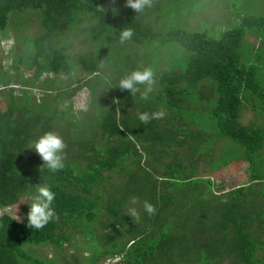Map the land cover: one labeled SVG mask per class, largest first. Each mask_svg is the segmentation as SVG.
<instances>
[{"label":"trees","instance_id":"16d2710c","mask_svg":"<svg viewBox=\"0 0 264 264\" xmlns=\"http://www.w3.org/2000/svg\"><path fill=\"white\" fill-rule=\"evenodd\" d=\"M118 5L0 0L5 37L12 11L38 12L41 29L38 34L19 31L18 43L9 51L11 65L5 69L0 63V95L7 100L3 107L0 99V264H58L65 244L76 246L81 232L89 236L88 264L109 258L118 264H264V56L251 57L243 47L247 29L264 39V16H244L215 38L181 27L158 30L131 8L119 11ZM16 22L22 30L29 26ZM125 29L133 35L124 42H177L189 51L180 73L152 69L156 83L150 100L137 101L141 111L166 115L147 125L129 107L136 100L115 103L129 93L120 91V80L143 68L120 71L110 58L111 69H100V56L70 50L69 39L81 32L84 38L94 37L92 45L97 40L113 44L121 42ZM85 73L87 78H79ZM101 73L109 81L94 84ZM63 75L68 81L60 79ZM84 87L92 93L88 109L97 113L95 118H80L71 107H61ZM137 87L144 91L146 86ZM34 89L43 95L37 97ZM212 91L215 96L209 98ZM200 103L207 105L204 110L194 107ZM250 108L256 119L244 123L243 112ZM66 127L68 134H63ZM49 131L67 144L65 167L56 173L41 171L43 162L30 149ZM220 142L219 150L215 145ZM241 160L248 163L249 181L216 190L207 172ZM40 183L55 192L56 215L34 230L26 227L29 206L21 222L4 209L32 198ZM133 195L151 202L156 214L141 209L135 222L125 215V203ZM46 244L60 253L41 257L33 249ZM70 257L79 260L70 253L65 262Z\"/></svg>","mask_w":264,"mask_h":264},{"label":"rangeland","instance_id":"374dc122","mask_svg":"<svg viewBox=\"0 0 264 264\" xmlns=\"http://www.w3.org/2000/svg\"><path fill=\"white\" fill-rule=\"evenodd\" d=\"M125 2L126 0H115V4H113L112 0H100V5L102 7L114 8L119 4V11L126 12L124 6ZM34 13L38 12H30L29 10H25L23 12L12 11L10 19L12 21L10 23L8 32L6 33V37L4 31L0 32V63L4 65L5 69H8L12 63V57L9 55V51L12 46L18 43V32H29L32 34L41 33V29L38 24V15ZM136 15L143 22L149 24L150 26H155L154 28L161 31H165L173 26L185 28L190 31H206L211 37L219 38L226 29L233 27L236 21L240 22L244 16H264V0H151V6H145L143 11L136 12ZM16 21H21L24 23L26 22L29 24V26L22 30L17 27ZM251 31V29H247L246 39L243 46L244 52L251 57L255 55L256 57L257 55L263 57L264 39L258 33ZM84 37L85 32H81V35L71 37L69 39L70 50L75 53L79 51H86L92 55L96 54L97 56H100V69H111V67L107 64L108 59L111 58L114 59L119 65L118 69H120V71L139 66L143 69L150 67L151 69H159L161 71L167 72L170 70H175L180 73V71L185 69L187 57L189 55V51L177 42L161 43L156 40H146L144 44L136 45L133 41L105 44L102 40H97L98 43H94V45H92L90 44V40L94 37L92 35H90L88 38ZM92 46H94L93 49ZM99 47H104L105 49H101L102 51L98 52L100 49ZM91 49L93 52H89L92 51ZM20 71L23 70L21 69ZM32 72L33 70L29 71V73ZM26 74L28 75V72H26ZM85 74L87 76L83 74V76L80 75L79 78L81 77L83 79L84 76L87 78L89 74ZM78 75V73L76 76L74 74L75 77ZM100 75H102V73ZM68 77L69 76L67 75H63L60 77V79L65 82V80L68 81ZM104 77V75L101 77H94L92 81L94 84L98 85L103 79L108 78ZM71 85H77V82L76 84ZM140 90L141 92L143 91L142 89ZM33 91L37 97H41L43 95L40 90L34 89ZM137 94L132 95L129 92L126 94L127 98L117 99L115 103L119 105L121 101L128 103L130 101L136 100L134 103H132L133 105L129 104V107H135L138 111H141L140 107L142 105L139 104L141 98L140 94ZM214 96L215 95L212 91V93L209 94V98H213ZM0 99L1 105L6 107V96L0 95ZM137 100H139V102ZM91 101L92 93L88 87H84L74 96L68 97L66 100L68 103H62L61 107H71L73 110H76V114L80 118H85L87 116H93L95 118L97 113L94 112L93 109H88L91 108ZM143 103L145 104V101H143ZM204 104L205 103L195 104L194 107L204 110L207 106ZM88 110L89 113L92 110L93 111L90 114H86L85 112ZM96 111L98 110L96 109ZM255 119V110L252 108L243 112L242 120L244 123H249ZM88 123H90V121H88ZM73 128L74 127H72V129ZM83 129L85 128L83 127ZM63 132H68L67 127L62 130V133ZM222 142L224 143V141ZM222 142L216 144L215 148L220 150L223 144ZM228 153L229 151L226 150L224 155ZM213 159L214 157L212 160ZM198 168L200 172L204 170L202 165H199ZM247 168L248 163L244 160L234 161L233 163L222 169H219L218 171L211 173L207 172V174L210 175L211 179L216 185V190L219 192H224L226 190L243 185L249 181ZM261 193L264 196V189L261 190ZM30 201L31 197L25 196L20 202L11 206H7L4 211L11 214L14 218L17 216L23 220V210L25 207L29 206L28 202ZM75 239L77 241L76 246H69L68 244H65L63 254L60 253V251L54 249L49 244L33 246V249L38 250V255L41 257L51 258L60 253L59 258H56L55 260L58 264H88V257L91 255V251L85 245L89 239V236L81 232L75 237ZM78 244H82V246L77 247ZM70 253H76L79 257V260H73V257H70V263L65 262L64 255H69ZM117 260V258H109L106 260L102 259L98 264H118Z\"/></svg>","mask_w":264,"mask_h":264},{"label":"clouds","instance_id":"9594fccd","mask_svg":"<svg viewBox=\"0 0 264 264\" xmlns=\"http://www.w3.org/2000/svg\"><path fill=\"white\" fill-rule=\"evenodd\" d=\"M115 4V0H112ZM125 7L131 8L134 12L143 11L145 6H151V0H126ZM115 10V9H114ZM133 33L131 29H125L120 34V40L123 43L126 40L131 39ZM156 81L154 79L153 70L144 68L143 70H135L126 75L119 82L120 91H129L132 95L140 94V98L143 101L149 99V95L154 91V85ZM138 85H145V90L141 92ZM165 112L162 110L148 112L138 111L137 119L141 124L147 125L152 120L162 119L165 116ZM67 144L63 138L55 132L49 131L39 137L34 144L30 146V149H34L42 160L40 170L47 169L50 173H56L65 167L64 161L66 159L65 149ZM56 194L52 190L51 186L47 183H40L35 186V193L32 195L29 203V211L27 213V225L26 227L34 230L43 229L49 222L53 220L56 215L55 209L52 206ZM141 209L149 216L156 214V207L148 200H143L138 196H130L125 203V215H128L132 220L138 221L141 217ZM17 222H21V218H15Z\"/></svg>","mask_w":264,"mask_h":264}]
</instances>
